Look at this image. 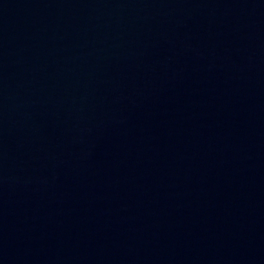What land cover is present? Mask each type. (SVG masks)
I'll return each instance as SVG.
<instances>
[{"label":"water","instance_id":"95a60500","mask_svg":"<svg viewBox=\"0 0 264 264\" xmlns=\"http://www.w3.org/2000/svg\"><path fill=\"white\" fill-rule=\"evenodd\" d=\"M0 264H264V0H0Z\"/></svg>","mask_w":264,"mask_h":264}]
</instances>
